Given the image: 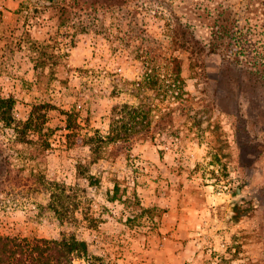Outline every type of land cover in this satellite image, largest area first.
Here are the masks:
<instances>
[{
  "label": "rangeland",
  "instance_id": "374dc122",
  "mask_svg": "<svg viewBox=\"0 0 264 264\" xmlns=\"http://www.w3.org/2000/svg\"><path fill=\"white\" fill-rule=\"evenodd\" d=\"M247 2L66 0L73 11L52 17L48 0H0V98L15 118L0 110V233L75 234L94 264H264V77L254 65L264 34H247L240 60L227 42L195 60L172 43L187 25L210 43L211 17L224 7L242 17ZM158 55L183 62L186 92L157 94L179 107L175 126L90 162L89 145L65 136L64 112L80 113V135H107L116 85L132 86ZM35 106L39 129L25 138L17 124ZM54 182L78 188L77 219L51 207Z\"/></svg>",
  "mask_w": 264,
  "mask_h": 264
},
{
  "label": "trees",
  "instance_id": "16d2710c",
  "mask_svg": "<svg viewBox=\"0 0 264 264\" xmlns=\"http://www.w3.org/2000/svg\"><path fill=\"white\" fill-rule=\"evenodd\" d=\"M48 1L50 5L45 8L52 13V17L56 12L62 17H67L73 11L66 0ZM258 15L261 17H257ZM66 19L64 18L62 25H65ZM210 22L212 35L210 43L201 45L194 31H190V25H187L188 31L175 26L172 43L185 47L190 52L189 57L195 60L204 48L206 49V46H209L210 51L216 52L223 49V45L227 42L228 46L224 48L231 52L237 50L234 59L240 60L238 55L246 52V45L250 44L247 34L250 35L257 28L260 29L261 34H264V0H248L242 17L235 16L230 7H224L217 16L211 17ZM71 45L75 44L71 43ZM255 52L254 65L258 73L257 78H263L264 39L256 46ZM159 58L160 62L155 63ZM144 61V72L141 78L132 83V86L123 89L116 85L113 91L116 102L112 107L110 129L107 135L99 131L92 135H80L79 130L83 127L80 122V113L64 112L66 115L65 128L68 130L65 136H79L76 143L89 145L90 162H97L107 157L115 158L123 152L130 155L137 142L155 143L163 130L175 126L176 118L172 117V114L179 107L170 104L162 105L158 102L160 97L157 94L179 98L186 92L183 62L177 56L167 58L163 55ZM124 94H129L135 102L126 101ZM4 102H7L6 107L3 105ZM38 107L41 106H35L28 120L17 124V126H22L19 132L25 138L30 134L29 132L35 135L39 129L38 120L35 117ZM13 108L14 104L11 99L0 98L2 119L13 122L15 120L12 115ZM181 109L184 108L181 107ZM43 141L42 145L45 143L50 145L46 142L47 139ZM87 167L86 162H81L78 165L79 172L87 173ZM90 177L96 179V176L92 174ZM52 185L50 205L59 218L62 221L67 218L77 219L76 212L80 207L78 188L66 182H54ZM119 189L120 184L116 183L114 188L116 194ZM91 255L89 243L75 234L70 236L64 234L61 238H48L0 233V264H94Z\"/></svg>",
  "mask_w": 264,
  "mask_h": 264
}]
</instances>
